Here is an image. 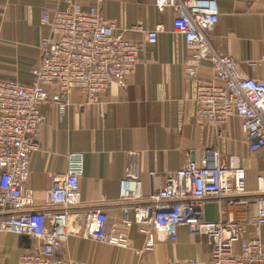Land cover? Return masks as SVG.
Masks as SVG:
<instances>
[{"label":"crops","instance_id":"1","mask_svg":"<svg viewBox=\"0 0 264 264\" xmlns=\"http://www.w3.org/2000/svg\"><path fill=\"white\" fill-rule=\"evenodd\" d=\"M219 22L209 36L217 49L239 64L246 78L264 76V0H215ZM78 4L97 7L108 22L115 23L125 37L141 42L136 73L127 85L113 83L95 102L75 90L66 99L56 86L47 88L51 103L43 106L44 124L38 150L31 155L27 188L36 201L35 209L48 207L57 176L68 173L69 156L79 154L84 173L80 180L77 207L100 209L109 216V233L126 219L130 247L123 249L99 243L83 236L63 243L59 257L78 264H165L175 260H211V248L186 227L178 231V242L152 226L136 223L135 207L150 203L153 193L162 191L170 174L184 168L189 158L200 162L209 151L218 152L223 163L230 158L246 173L247 193L256 194L259 179L264 183V150L253 153L242 133L237 117L220 129L208 127L196 115L198 86L213 80L207 61L195 62L194 46L173 31L177 15L173 9L160 11L155 0H0V79L31 85L33 70L40 63V45L50 37L42 26L45 14L66 10ZM163 24L166 32L154 44L142 33L129 31L142 25L146 30ZM198 67L197 77L190 80L187 68ZM220 130V131H219ZM219 132L222 133L219 136ZM139 155L137 179L128 180L129 154ZM126 181L136 200L122 199ZM238 219L247 217L244 209H230ZM253 210V209H252ZM254 211L251 212L254 215ZM208 221H218L220 207L216 200L205 204ZM251 236L253 230H249ZM149 235L155 246L146 250ZM264 246V228L261 230ZM0 264H18L22 255L32 253L39 243L14 234L0 237Z\"/></svg>","mask_w":264,"mask_h":264},{"label":"built area","instance_id":"2","mask_svg":"<svg viewBox=\"0 0 264 264\" xmlns=\"http://www.w3.org/2000/svg\"><path fill=\"white\" fill-rule=\"evenodd\" d=\"M155 6L160 11L170 8L176 12L173 31L195 47V62L207 61L213 70V80L198 86L197 118L208 127L220 129L237 117L251 151H263L264 76H242L240 63L219 51L211 40L209 33L219 22L216 1L155 0ZM41 24L50 29V37L40 45L33 84L0 79V237L14 234L39 243L32 253L22 255L18 264H78L58 256L64 242L83 236L127 249L131 223L125 217L116 230L117 237H113L106 212L77 207L84 173L79 154H71L68 173L56 177L48 207L35 209L36 201L27 183L31 155L38 150L42 136V108L52 102L47 88L58 87L57 99H66L62 107L75 90L93 103L113 83L127 85L136 73L143 44L127 39L128 30L120 31L95 6L74 4L43 15ZM129 31L144 34L147 42L154 44L166 28L159 23L151 30L138 25ZM261 62L264 64V54ZM197 73V66L187 68L188 79H196ZM138 169L139 155L131 152L127 179H137ZM121 198L137 199L126 181ZM212 199L220 207L218 221L205 217V204ZM236 206L242 207L247 217L238 219L230 210ZM135 214L137 224L162 231L171 242H178L179 229L186 227L211 248V260L207 262L175 260L165 264H264V183L259 179L258 192L248 194L245 171L233 158L223 163L218 152L209 151L200 162L189 158L184 168L167 177L162 191L153 193L150 203L135 207ZM154 246V235H149L146 250ZM1 257L0 244V262Z\"/></svg>","mask_w":264,"mask_h":264},{"label":"water","instance_id":"3","mask_svg":"<svg viewBox=\"0 0 264 264\" xmlns=\"http://www.w3.org/2000/svg\"><path fill=\"white\" fill-rule=\"evenodd\" d=\"M24 239H25V240H27V241L29 240V238H28V237H24Z\"/></svg>","mask_w":264,"mask_h":264}]
</instances>
